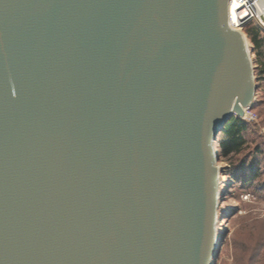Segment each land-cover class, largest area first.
Returning <instances> with one entry per match:
<instances>
[{
  "label": "water",
  "instance_id": "water-1",
  "mask_svg": "<svg viewBox=\"0 0 264 264\" xmlns=\"http://www.w3.org/2000/svg\"><path fill=\"white\" fill-rule=\"evenodd\" d=\"M257 92L229 0H0V264H214Z\"/></svg>",
  "mask_w": 264,
  "mask_h": 264
},
{
  "label": "rangeland",
  "instance_id": "rangeland-1",
  "mask_svg": "<svg viewBox=\"0 0 264 264\" xmlns=\"http://www.w3.org/2000/svg\"><path fill=\"white\" fill-rule=\"evenodd\" d=\"M252 29L262 47L256 50ZM255 66V105L241 118L248 124L241 154L220 159V250L214 264H264V82L257 70L264 63V31L252 23L243 31ZM221 141L219 137L217 145ZM221 155V153H220Z\"/></svg>",
  "mask_w": 264,
  "mask_h": 264
},
{
  "label": "trees",
  "instance_id": "trees-1",
  "mask_svg": "<svg viewBox=\"0 0 264 264\" xmlns=\"http://www.w3.org/2000/svg\"><path fill=\"white\" fill-rule=\"evenodd\" d=\"M252 24V23H251ZM250 34L253 36V42L256 45V50L262 47L261 42L257 40L258 31L252 29ZM258 80L264 82V63L260 64L257 70ZM248 131V124L241 118L233 117L227 124L224 132L220 135L218 148L222 159H228L241 154L246 145L244 134Z\"/></svg>",
  "mask_w": 264,
  "mask_h": 264
},
{
  "label": "built area",
  "instance_id": "built-area-1",
  "mask_svg": "<svg viewBox=\"0 0 264 264\" xmlns=\"http://www.w3.org/2000/svg\"><path fill=\"white\" fill-rule=\"evenodd\" d=\"M233 5L241 31L251 23H256L264 31V0H229V13Z\"/></svg>",
  "mask_w": 264,
  "mask_h": 264
},
{
  "label": "bare ground",
  "instance_id": "bare-ground-1",
  "mask_svg": "<svg viewBox=\"0 0 264 264\" xmlns=\"http://www.w3.org/2000/svg\"><path fill=\"white\" fill-rule=\"evenodd\" d=\"M234 10H235V6L233 5L232 8H231V12H230L231 25H232L233 28H235L237 30H241L242 29L240 27L241 24L239 23L238 17H236V13H235ZM220 244H221V242L219 241L218 248L220 247Z\"/></svg>",
  "mask_w": 264,
  "mask_h": 264
}]
</instances>
